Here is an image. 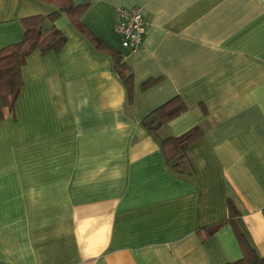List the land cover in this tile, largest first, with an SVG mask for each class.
Masks as SVG:
<instances>
[{
	"label": "crops",
	"instance_id": "crops-1",
	"mask_svg": "<svg viewBox=\"0 0 264 264\" xmlns=\"http://www.w3.org/2000/svg\"><path fill=\"white\" fill-rule=\"evenodd\" d=\"M72 1L132 93L67 15L42 22L66 41L26 57L0 121V264H231L236 230L264 256V0ZM134 6L146 29L127 50L115 13ZM56 10L0 0V49L21 40V19ZM174 97L185 111L150 134L142 121ZM194 127L177 173L160 141Z\"/></svg>",
	"mask_w": 264,
	"mask_h": 264
},
{
	"label": "trees",
	"instance_id": "trees-1",
	"mask_svg": "<svg viewBox=\"0 0 264 264\" xmlns=\"http://www.w3.org/2000/svg\"><path fill=\"white\" fill-rule=\"evenodd\" d=\"M52 3L57 10L49 15L31 16L21 19L23 29L22 38L19 42L0 49V121L5 112H12L14 102L18 97L21 86L20 69L26 57L33 51L39 55L49 52H58L65 44V37L54 27L51 26L42 30L41 24L47 20L51 24L57 19L59 14L68 16L71 24L77 32L84 35L96 50L109 51L114 61L116 75L126 88L128 96H131L133 89L132 74L129 67L123 61L122 56L110 49L101 40L96 38L82 24L81 16L87 4L76 5L72 0H40ZM154 83V80L146 81L141 85L146 89ZM185 111V105L179 97H174L156 108L149 116L142 121V126L152 135L170 120L181 115ZM202 136L198 127H194L178 137H166L160 141V149L165 161L170 164L171 169L181 173L180 162L185 157V151ZM237 215L234 208L229 205V220L233 224V218ZM219 225L208 228L206 235L214 233ZM236 238L241 246L242 259L231 264H264V256H259L246 242L241 233L236 230Z\"/></svg>",
	"mask_w": 264,
	"mask_h": 264
},
{
	"label": "built area",
	"instance_id": "built-area-1",
	"mask_svg": "<svg viewBox=\"0 0 264 264\" xmlns=\"http://www.w3.org/2000/svg\"><path fill=\"white\" fill-rule=\"evenodd\" d=\"M116 34L123 49L135 50L142 42L146 22L138 7L117 8L115 13Z\"/></svg>",
	"mask_w": 264,
	"mask_h": 264
}]
</instances>
